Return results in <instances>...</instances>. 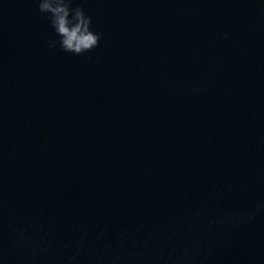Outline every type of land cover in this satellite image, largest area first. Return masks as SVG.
<instances>
[{
	"label": "water",
	"instance_id": "water-1",
	"mask_svg": "<svg viewBox=\"0 0 264 264\" xmlns=\"http://www.w3.org/2000/svg\"><path fill=\"white\" fill-rule=\"evenodd\" d=\"M38 5L0 0V264H264V0H73L80 54Z\"/></svg>",
	"mask_w": 264,
	"mask_h": 264
},
{
	"label": "clouds",
	"instance_id": "clouds-1",
	"mask_svg": "<svg viewBox=\"0 0 264 264\" xmlns=\"http://www.w3.org/2000/svg\"><path fill=\"white\" fill-rule=\"evenodd\" d=\"M38 6L50 19L64 51L80 54L98 46L102 33L93 28L92 17L82 5L74 6L73 0H39ZM55 45L56 41L49 42V47Z\"/></svg>",
	"mask_w": 264,
	"mask_h": 264
}]
</instances>
